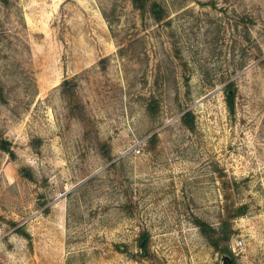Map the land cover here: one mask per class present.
Returning <instances> with one entry per match:
<instances>
[{"label": "rangeland", "instance_id": "1", "mask_svg": "<svg viewBox=\"0 0 264 264\" xmlns=\"http://www.w3.org/2000/svg\"><path fill=\"white\" fill-rule=\"evenodd\" d=\"M151 1L0 0V264H264V0Z\"/></svg>", "mask_w": 264, "mask_h": 264}, {"label": "trees", "instance_id": "2", "mask_svg": "<svg viewBox=\"0 0 264 264\" xmlns=\"http://www.w3.org/2000/svg\"><path fill=\"white\" fill-rule=\"evenodd\" d=\"M134 1H135V4L137 5V7H144L145 2H150V9L153 12L155 18L157 20H161L163 18V9L156 2H152L151 0H134ZM227 96H228L227 102H228L229 111L234 112V98H235V96L232 95V93L230 94V91L228 92ZM0 99L2 101H4V99H5L4 90L1 86V84H0ZM189 115L190 114H187L185 119H187ZM0 148L14 157L15 154L11 148V142L8 141L7 139L0 138ZM242 214L243 213L240 211L237 215L239 216ZM197 225L201 228L202 232L208 237L210 244L215 248V250L217 252L221 253L222 255L228 256L231 259L230 260L231 262H229V260H227L226 264H237L236 256H235V254L232 251L231 246H230L231 236L225 232L224 227H223V231L219 232L201 220L197 221ZM144 239H145V237H144ZM143 241L144 240L142 239L141 243Z\"/></svg>", "mask_w": 264, "mask_h": 264}, {"label": "built area", "instance_id": "3", "mask_svg": "<svg viewBox=\"0 0 264 264\" xmlns=\"http://www.w3.org/2000/svg\"><path fill=\"white\" fill-rule=\"evenodd\" d=\"M131 151L134 152L135 154H139L141 152V142L137 141L131 148ZM242 245V241L239 242V246Z\"/></svg>", "mask_w": 264, "mask_h": 264}, {"label": "water", "instance_id": "4", "mask_svg": "<svg viewBox=\"0 0 264 264\" xmlns=\"http://www.w3.org/2000/svg\"><path fill=\"white\" fill-rule=\"evenodd\" d=\"M232 93V91H230V94ZM144 245V241L141 243V246H143ZM227 260H229V262H231L230 260V258L228 257V256H226V255H223L222 256V262H224V261H227ZM224 264H226V262L224 263Z\"/></svg>", "mask_w": 264, "mask_h": 264}]
</instances>
